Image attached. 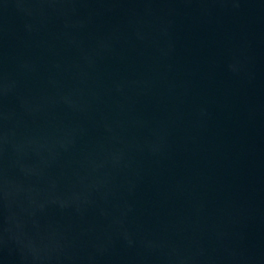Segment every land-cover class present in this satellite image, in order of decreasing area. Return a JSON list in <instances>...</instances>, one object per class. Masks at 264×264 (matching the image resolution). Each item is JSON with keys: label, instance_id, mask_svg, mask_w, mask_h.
Returning <instances> with one entry per match:
<instances>
[{"label": "water", "instance_id": "95a60500", "mask_svg": "<svg viewBox=\"0 0 264 264\" xmlns=\"http://www.w3.org/2000/svg\"><path fill=\"white\" fill-rule=\"evenodd\" d=\"M0 264H264V0H0Z\"/></svg>", "mask_w": 264, "mask_h": 264}]
</instances>
